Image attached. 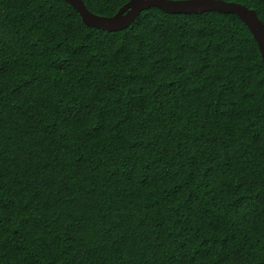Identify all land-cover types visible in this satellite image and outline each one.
Segmentation results:
<instances>
[{
    "label": "trees",
    "instance_id": "1",
    "mask_svg": "<svg viewBox=\"0 0 264 264\" xmlns=\"http://www.w3.org/2000/svg\"><path fill=\"white\" fill-rule=\"evenodd\" d=\"M0 264H264V62L237 15L109 32L0 0Z\"/></svg>",
    "mask_w": 264,
    "mask_h": 264
},
{
    "label": "water",
    "instance_id": "2",
    "mask_svg": "<svg viewBox=\"0 0 264 264\" xmlns=\"http://www.w3.org/2000/svg\"><path fill=\"white\" fill-rule=\"evenodd\" d=\"M80 14L83 22L92 28L116 32L128 28L144 10L157 7L170 14H202L216 11L237 15L248 27L258 43L264 62V23L255 10L225 0H129L116 14L101 16L91 12L83 0H65Z\"/></svg>",
    "mask_w": 264,
    "mask_h": 264
}]
</instances>
